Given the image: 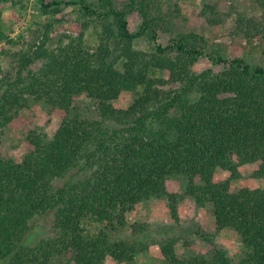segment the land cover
I'll return each mask as SVG.
<instances>
[{
    "label": "trees",
    "instance_id": "1",
    "mask_svg": "<svg viewBox=\"0 0 264 264\" xmlns=\"http://www.w3.org/2000/svg\"><path fill=\"white\" fill-rule=\"evenodd\" d=\"M38 1L51 20L28 39L0 34V144L4 128L30 100L63 114L50 135L25 125L19 160L0 157V264L133 261L149 245L144 225L135 224L129 238L115 242L103 228L90 232L86 225H125L129 211L166 192L170 175L185 177L186 195L211 208L210 231L200 234L205 242L212 245L215 234L229 229L246 250L233 258L220 249L180 258L162 242L166 264H264V186L233 188L229 179H214L216 169L234 177L244 164L264 177V65L206 54L208 40L198 32L164 40L169 18L149 0L122 6L113 0ZM254 2L260 14L237 12L231 26L249 43L264 36V0ZM70 5L79 30L62 33L50 47L60 21L54 17ZM132 13L140 20L136 30ZM90 28L94 44L86 38ZM144 35L153 49L135 47ZM202 56L211 65L196 71ZM123 91L133 94L132 101L115 107ZM77 97L88 104L75 108ZM45 216L52 218L54 236L28 245L34 221Z\"/></svg>",
    "mask_w": 264,
    "mask_h": 264
},
{
    "label": "rangeland",
    "instance_id": "2",
    "mask_svg": "<svg viewBox=\"0 0 264 264\" xmlns=\"http://www.w3.org/2000/svg\"><path fill=\"white\" fill-rule=\"evenodd\" d=\"M70 1V0H60ZM127 0H113L117 6H122ZM148 1V0H147ZM152 7L159 8L160 14L169 18L166 24L164 40L173 37L179 32L194 31L202 34L208 40L206 54L224 57H240L252 65H264V36L258 35L249 43L239 35L232 32V21L237 12L249 16H258L260 9L254 0H149ZM206 6H211L207 8ZM65 7V6H64ZM77 11L73 6L64 9L59 22L54 23L49 46L53 47L62 33L76 34L79 30L76 21ZM132 30H136L140 22L136 13L129 17ZM51 20L50 14L41 11L38 0H0V34L7 37L21 35L28 39L31 31L39 28L46 21ZM213 20V21H209ZM89 44L97 41L96 32L90 28L86 31ZM5 44V39L0 36V49ZM135 47L151 50L155 47L150 35L135 39ZM3 56L0 53V61ZM4 66H6L5 61ZM211 65V61L202 56L194 65L196 71ZM36 67V65H35ZM133 94L123 91L112 102L115 107L124 108L132 101ZM88 101L84 97H77L73 106L82 109ZM62 112L43 102L30 100L29 107L22 109L19 114L4 128V139L0 144V157L19 160L25 151V125L28 129L37 130L50 135L62 117ZM252 164L238 167L237 174L232 177L224 169H216L214 179H229L233 188H257L264 186V177L257 176ZM63 181V180H62ZM61 180L56 183L60 184ZM187 181L182 175H170L166 178V192L155 197L145 204L136 206L126 215V224L123 226H103L99 224L86 225L88 231L97 232L100 228L108 235L109 242L129 238L132 227L136 224L144 225L143 238L149 240L146 250L135 255L134 260L124 264H166L165 254L160 244H169L174 254L184 257L190 253L200 255L211 254L215 249H220L233 258L246 249L240 237L232 230L219 231L212 238V245L205 242L200 234L210 231L213 215L210 207H198L193 199L186 195ZM173 208V209H172ZM51 216L39 217L34 221V227L28 233L26 243L32 245L41 238L54 236ZM103 226V227H102ZM105 264H121L107 257Z\"/></svg>",
    "mask_w": 264,
    "mask_h": 264
}]
</instances>
